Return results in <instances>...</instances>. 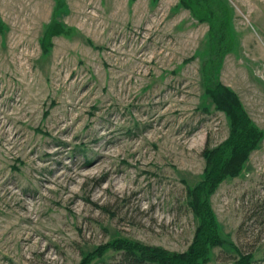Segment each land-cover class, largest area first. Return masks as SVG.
Returning <instances> with one entry per match:
<instances>
[{"label": "rangeland", "instance_id": "1", "mask_svg": "<svg viewBox=\"0 0 264 264\" xmlns=\"http://www.w3.org/2000/svg\"><path fill=\"white\" fill-rule=\"evenodd\" d=\"M215 1L222 29L187 0H0V264L187 252L190 192L231 129L206 85L217 35L216 80L262 137L209 198L225 243L207 264H264V0Z\"/></svg>", "mask_w": 264, "mask_h": 264}, {"label": "trees", "instance_id": "2", "mask_svg": "<svg viewBox=\"0 0 264 264\" xmlns=\"http://www.w3.org/2000/svg\"><path fill=\"white\" fill-rule=\"evenodd\" d=\"M199 1H203L200 4ZM209 1V2H208ZM187 5L200 20H208L218 24L222 29L224 19L222 9L215 0H187ZM203 6V7H201ZM219 7V8H218ZM225 27V26H224ZM61 32L60 26L52 24L45 32V38ZM223 36L217 35L212 40V47L206 67L207 91L216 102L219 109L223 110L230 119L231 129L229 137L217 148L205 151L206 166L203 180L190 192L193 202L192 207L199 219L194 239L187 252H169L159 247H148L119 241L116 249H121L120 262L124 264H207L211 247L223 245L225 240L218 232V224L211 209L209 198L218 185L228 176L237 175L248 157L262 137V132L250 120L237 95L227 86L216 80L217 57H221L223 50ZM216 59V60H215ZM236 251L237 247L234 246ZM239 252V251H238ZM252 255L250 252H239V258L233 264H249Z\"/></svg>", "mask_w": 264, "mask_h": 264}]
</instances>
